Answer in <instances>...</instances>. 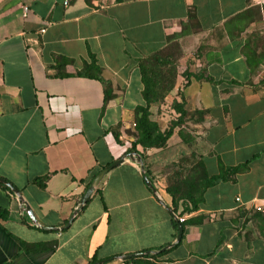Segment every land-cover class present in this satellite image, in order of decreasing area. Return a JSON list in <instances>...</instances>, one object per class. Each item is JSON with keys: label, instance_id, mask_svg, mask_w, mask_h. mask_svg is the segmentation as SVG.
<instances>
[{"label": "crops", "instance_id": "obj_1", "mask_svg": "<svg viewBox=\"0 0 264 264\" xmlns=\"http://www.w3.org/2000/svg\"><path fill=\"white\" fill-rule=\"evenodd\" d=\"M263 12L262 0H0V179L49 228L0 188V264H264ZM149 58L175 69L149 116L180 104L197 118L195 183L199 168L215 180L193 206L173 210L139 146L128 152ZM175 130L165 148L181 145Z\"/></svg>", "mask_w": 264, "mask_h": 264}, {"label": "trees", "instance_id": "obj_2", "mask_svg": "<svg viewBox=\"0 0 264 264\" xmlns=\"http://www.w3.org/2000/svg\"><path fill=\"white\" fill-rule=\"evenodd\" d=\"M167 64L168 63L164 62L163 60H159L158 58L145 59L142 60L139 64V73L142 84L141 94L144 106L137 107L134 110L135 113L133 118V130L135 131V140L128 152L137 153L136 146H139V148H141L143 151L150 148H160L165 144V141L171 135V129H166L160 132L158 131L154 123L151 122L148 118V106L152 102H159V100L166 96L173 87L175 79V69L173 65L168 67ZM158 90H160L161 95L159 97V100H156ZM152 97H154L155 99ZM175 107L177 109L176 112L179 115L185 113L180 104ZM140 156L141 159H143L142 153H140ZM144 173L146 176H148V172L146 169ZM92 177H90V179H92ZM198 177L200 183L198 184V187L191 186L189 188V193L192 192V194L189 195H187L186 193H180V183L177 181L172 182V184L164 188V192L170 197L171 206L174 207L173 210H175V206L178 201L185 203L187 200L192 206L195 205L204 190L212 185L213 181L215 180L214 178H208L200 168L198 170ZM194 184L196 185V183ZM0 188L7 191L1 185ZM187 210L184 209L183 211L186 212ZM3 216V211H0V218H3ZM184 223L185 222H181L180 225H183ZM173 227L174 230H176L174 224Z\"/></svg>", "mask_w": 264, "mask_h": 264}, {"label": "rangeland", "instance_id": "obj_3", "mask_svg": "<svg viewBox=\"0 0 264 264\" xmlns=\"http://www.w3.org/2000/svg\"><path fill=\"white\" fill-rule=\"evenodd\" d=\"M262 46V45H261ZM169 66H172L171 64ZM168 66V67H169ZM162 70V69H161ZM160 90L157 92V98L159 100L160 97ZM151 97V96H149ZM165 97V96H164ZM159 100V102L151 103L150 105H161L160 102L164 99ZM154 98V97H152ZM155 99V98H154ZM164 106L165 103H162ZM171 107V104H170ZM172 107L174 108L173 104ZM175 107V111H176ZM169 113L168 111H165ZM157 116L154 117L149 116V120L154 123L158 131L162 132L166 129H171V133L174 131V127H177L178 130H175V133L181 139V145L175 144L173 146L177 147H169L165 148V144L160 148H150L147 149V154L144 155L146 152L143 151L141 148L140 153L143 154V163L146 165L145 169H150V171L156 172L155 180L157 183L162 187L165 188L166 186L172 184V182H179V191L180 193H187L189 192V188L195 187V178L197 175V170H195V150L191 147L197 143L196 136L192 135L190 125L197 119L193 112L188 114H175L171 119L169 114L167 116ZM157 118V119H156ZM190 132V133H189ZM127 134L131 138V145L134 142L135 131L133 130V126L130 125V129L127 131ZM151 149L154 152H150ZM157 151V152H156ZM194 155V156H193ZM172 165V166H171ZM171 166V167H170ZM195 170V171H194ZM180 203V201H178ZM177 202V203H178Z\"/></svg>", "mask_w": 264, "mask_h": 264}, {"label": "water", "instance_id": "obj_4", "mask_svg": "<svg viewBox=\"0 0 264 264\" xmlns=\"http://www.w3.org/2000/svg\"><path fill=\"white\" fill-rule=\"evenodd\" d=\"M128 158H133L135 160V162H137L138 164H140V158L137 154H128L127 155ZM121 163V160H116L115 162L111 163L110 165H108L107 167L103 168L97 175L96 177L93 179V181L91 182L90 186L88 187L86 193L82 196V198L80 199V202L78 203L77 207L74 209L72 215L70 216V218L68 219V222L66 223L65 227L70 223V221L72 220L73 216L76 214V212L81 208V206L85 203V201L87 200V198L90 196L91 191L93 190L97 180L102 177L107 171H109L110 169H112L113 167L117 166L118 164ZM140 166V170L142 172V180L144 185L154 194L155 193V189L153 188L152 184L150 183V181L148 180V178L144 175L143 170H142V166L141 164ZM0 185H2L3 187L7 188L11 193H13L15 196H17L20 200V204H21V211L25 214V216L27 217L28 221L30 222V224L34 227H37L39 229L42 230H49V228L46 227H42L40 226L36 219L34 218V215L31 211V209L28 207V205L22 201L20 199V196L17 192V190L15 188H13L9 183L5 182L4 180L0 179ZM169 213H171L170 211H168ZM173 221L176 225V236H175V240L178 241L180 234H181V226L177 220V218L175 216H173ZM136 255H125L122 256L121 258L123 260H127L130 258L135 257ZM138 256V255H137Z\"/></svg>", "mask_w": 264, "mask_h": 264}, {"label": "built area", "instance_id": "obj_5", "mask_svg": "<svg viewBox=\"0 0 264 264\" xmlns=\"http://www.w3.org/2000/svg\"><path fill=\"white\" fill-rule=\"evenodd\" d=\"M262 2H264V0H262ZM263 13H264V12H263ZM40 32H43V31L41 30ZM263 36H264V32H263ZM236 201H237V199H236ZM179 221H181V219H179Z\"/></svg>", "mask_w": 264, "mask_h": 264}]
</instances>
